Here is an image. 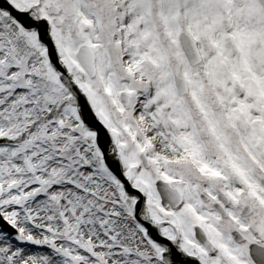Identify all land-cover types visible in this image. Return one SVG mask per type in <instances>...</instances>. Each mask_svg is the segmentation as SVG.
<instances>
[{"label": "snow or ice", "instance_id": "1", "mask_svg": "<svg viewBox=\"0 0 264 264\" xmlns=\"http://www.w3.org/2000/svg\"><path fill=\"white\" fill-rule=\"evenodd\" d=\"M0 264H264V0H0Z\"/></svg>", "mask_w": 264, "mask_h": 264}]
</instances>
